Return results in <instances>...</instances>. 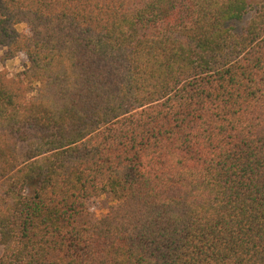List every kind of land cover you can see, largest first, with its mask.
Listing matches in <instances>:
<instances>
[{"label":"trees","instance_id":"trees-1","mask_svg":"<svg viewBox=\"0 0 264 264\" xmlns=\"http://www.w3.org/2000/svg\"><path fill=\"white\" fill-rule=\"evenodd\" d=\"M18 53L0 264H264V0H0Z\"/></svg>","mask_w":264,"mask_h":264},{"label":"rangeland","instance_id":"rangeland-1","mask_svg":"<svg viewBox=\"0 0 264 264\" xmlns=\"http://www.w3.org/2000/svg\"><path fill=\"white\" fill-rule=\"evenodd\" d=\"M24 27V25H22ZM25 61V56L22 53H18L13 59L0 63V70L5 69L10 76H13L23 68V63ZM112 202L111 198L102 197L98 202L92 205V216L97 218L101 216L106 211V206Z\"/></svg>","mask_w":264,"mask_h":264}]
</instances>
